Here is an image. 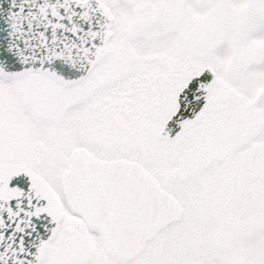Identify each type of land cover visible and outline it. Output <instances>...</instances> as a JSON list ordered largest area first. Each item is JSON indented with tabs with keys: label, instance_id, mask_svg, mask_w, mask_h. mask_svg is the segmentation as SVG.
Instances as JSON below:
<instances>
[{
	"label": "snow or ice",
	"instance_id": "obj_1",
	"mask_svg": "<svg viewBox=\"0 0 264 264\" xmlns=\"http://www.w3.org/2000/svg\"><path fill=\"white\" fill-rule=\"evenodd\" d=\"M0 264H264V0H0Z\"/></svg>",
	"mask_w": 264,
	"mask_h": 264
}]
</instances>
